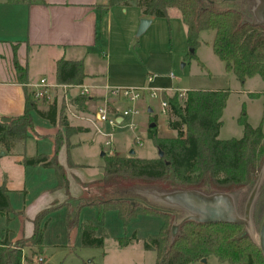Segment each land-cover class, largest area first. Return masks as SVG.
<instances>
[{
  "label": "trees",
  "instance_id": "1",
  "mask_svg": "<svg viewBox=\"0 0 264 264\" xmlns=\"http://www.w3.org/2000/svg\"><path fill=\"white\" fill-rule=\"evenodd\" d=\"M224 1L226 0H109L108 4L121 7L135 5L147 18H166L169 9H176L186 28V43L189 48L187 55L197 60L201 68L204 66L195 55L201 43L199 36L203 31H212V53L224 64L227 73H232L241 84L254 76L264 80V27L242 23L248 17H245L244 11L247 7L222 10L214 8V5ZM239 1L246 4L251 0ZM15 67L18 76L23 77L25 70L17 64ZM85 77L81 60L61 58L56 62L55 79L58 84L80 85ZM178 92L175 90L165 95L167 125L176 135L158 136L155 118L150 119L147 127L148 137L157 151L162 152V156L157 154L155 158L147 159L134 154H103L102 178L105 181L121 177L132 182L129 191L126 189L121 195L100 202L97 221L107 211H116L123 224L138 215L160 217L162 223L158 233L142 240L145 250L154 251L156 264H188L212 255L220 263L264 264L260 248L248 235H243L245 228L241 224L187 222L182 225L180 234L173 243H170L169 227L174 212L153 206L135 193L136 188L156 186V181L169 179L173 186H167L166 190L181 187L211 192V186H214L213 190L215 187L228 189L233 186L247 189L253 185L254 177L264 162V112L256 127L247 122L245 114L242 115L237 121L243 127V135L240 138L221 140L218 138L222 126L221 117L229 91L187 90L183 98L179 97ZM94 100L96 99L88 96H77L72 102L76 110L92 112L89 109ZM42 104L46 105L45 109H39L33 92L25 90L24 113L17 117L0 116V144L6 150L9 151L13 145L27 138V131L33 128V113L50 125L59 124L64 128L63 134L56 135L55 152L62 144L63 136L80 132L81 127L70 126L62 104L57 105L56 101ZM22 163L25 166L52 168L60 182L64 178L55 157L35 155L24 157ZM10 211L6 190L0 187V216L7 215ZM46 223L37 227L25 243L17 242L12 245L6 232L0 240V264H21L22 256L31 263L37 255H42ZM96 231L97 227L91 221L82 223L83 247L103 246L104 236H97ZM116 241L123 247L138 241V238L134 231L129 236L116 238ZM29 244L30 255L26 256L23 249Z\"/></svg>",
  "mask_w": 264,
  "mask_h": 264
},
{
  "label": "rangeland",
  "instance_id": "2",
  "mask_svg": "<svg viewBox=\"0 0 264 264\" xmlns=\"http://www.w3.org/2000/svg\"><path fill=\"white\" fill-rule=\"evenodd\" d=\"M242 6L249 9V11L247 9L244 10L245 17L248 16L247 18H251L250 8L252 1H247L246 4H243L239 0H226L214 5V8L220 10L227 8L240 9ZM127 10L128 19L139 13V9L135 6ZM130 25L131 23H127L126 21L118 22V19H114L113 17L112 33L107 35L106 46L103 43L102 50L96 51H101V55L103 51V60L105 58V52L109 53V57L105 60L108 59V62H110L111 77L122 80L128 85L133 84L140 85L135 87H144L148 85L146 82L147 75L156 74L158 77L151 85L159 88L172 87V89L179 91V97L181 98L184 97L186 90H228L229 95L221 117L222 126L218 136L221 140L240 138L243 135V127L238 123L237 119L244 114L246 115L247 122L251 126L256 127L260 123L262 112H264V80L254 76L246 79L241 84L232 73H226L222 62L211 51L209 44L214 35L212 31H203L200 34L201 46L196 49L195 55L204 66L201 68L197 64V60L187 55L189 48L187 47L185 38V25L182 23L176 9H169L166 18H154L153 22L139 36L136 35L137 29L132 34L128 30L127 32L124 30L127 26L130 28ZM206 42L209 43L207 44ZM135 44L137 46L133 49ZM127 48L130 50L129 53H119V51L127 50ZM170 74H172V78L168 77ZM255 93L257 95L253 96ZM36 100L37 105L43 107L44 105L42 103H47L44 99ZM148 106L151 112L147 110ZM136 107L139 110L138 115L132 118L126 117L123 125L114 128L112 136L113 152L111 155L127 156L133 150L135 156L147 159L155 158L158 151L147 135V127L150 125V119L155 118L158 136L174 137L176 133L168 128L167 114L161 113L156 99H150L145 94L137 102ZM130 122L135 125V129L126 126ZM36 123L40 127L51 128L49 123H45L40 118H38ZM64 132L65 130L62 127L59 133ZM137 138H139L140 144L136 142ZM107 149L108 147L105 146L104 140L98 137L92 143H83L72 151L73 160L81 161L84 164L82 166V173L87 177V181L89 182H78L83 188V194L79 199L70 198L66 200V206L48 213L47 217L49 216L50 220L47 223L44 235L43 244H45V247H43L42 255L36 256H42L44 259L41 264H155L154 251L145 250L142 246V239L158 233L160 224L162 223L160 217L138 215L130 219L126 224H123L118 218L116 211H107L98 224L96 223L100 202L110 197L119 196L126 189L129 191V186L132 182L121 177H115L109 181H105L101 177L103 157L100 153L104 152L103 154H105ZM259 172L260 170L257 173L259 174ZM257 173L256 177H254L253 185L257 179ZM98 174L101 175L98 176ZM155 185L157 187H152L157 190L172 191L166 190V187L173 186V183L170 179L159 180L156 181ZM253 185L247 189H241L240 186H233L228 189L215 187L214 190V186H211L210 190L212 191L206 193L242 190V199L244 198L245 200ZM175 189L183 188L178 187ZM256 203L253 216L255 230L258 233L264 215V177ZM85 205L97 207L90 209V207H85ZM14 206L21 208L22 203L15 198ZM173 212V219L175 215H180L179 212V215H177L176 211ZM89 220L97 224L98 236H104V243L100 248L83 247L81 244V225L83 222ZM69 222H73V224ZM2 223L0 221V232ZM134 230H136V234L140 237V240L120 247L116 238L123 237L125 234L129 236ZM26 241L27 239H20L11 244H17V242L25 243ZM252 241L257 244L258 238L256 237V241ZM30 246L31 244L24 246L23 253L26 256L30 255ZM26 264H29V262L26 261ZM188 264L229 263H220L212 255L204 263L200 260Z\"/></svg>",
  "mask_w": 264,
  "mask_h": 264
},
{
  "label": "crops",
  "instance_id": "3",
  "mask_svg": "<svg viewBox=\"0 0 264 264\" xmlns=\"http://www.w3.org/2000/svg\"><path fill=\"white\" fill-rule=\"evenodd\" d=\"M108 3L109 0H43V2L0 0V116H21L25 108V90L34 94L39 87L40 79H45L46 83L52 86L49 88L52 95L51 102L56 101L57 105L61 104V90L55 87L58 85L55 79L56 62L61 58L70 61L81 60L83 63L86 77L80 85L87 87L88 97L96 100L90 106L89 111L92 112L77 110L81 113L92 114L101 98L107 95V88L140 86L128 85L122 80L111 77L110 62L108 59L105 60L109 57V53L105 52L103 60V51L102 55L101 51H96L102 50L103 43L106 46L107 35L112 33L113 17L117 18L118 22L131 23L130 28L127 26L124 30L132 34L138 28L139 20L144 16L139 10V13L128 19L127 9L135 5L121 7L110 6ZM149 18L151 24L154 18ZM212 40L213 38L210 46ZM135 46L137 44L133 49ZM129 52L128 48L119 51L121 54ZM16 64L25 70L23 77L18 76ZM164 89L168 90V94L175 91L172 87ZM77 94L76 88L68 91V97L72 100ZM109 101L111 112L116 114L126 105L121 100ZM38 108L45 109L46 105L44 107L38 105ZM147 110L151 112L149 106ZM32 116L33 128L27 131V138L24 141L16 143L9 151L0 144V187L6 190L11 208L7 215L0 216V221L3 222L0 240L7 232V239L11 243L28 239L37 227L49 222L48 213L66 206V200L79 199L82 196L83 188L78 182L89 181L82 173L84 164L73 160L72 151L83 143H92L98 137L103 139L95 134L87 123L68 116L70 126L82 128L80 132L68 137L63 136L62 144L55 152L56 135L62 127L59 124L51 125V128L40 127L36 123L40 117L34 113ZM42 121L48 123L45 119ZM124 121L125 119L123 123ZM99 127L103 130L109 129L106 123L99 124ZM103 153L101 152L100 155ZM35 155L55 157L62 169L63 180L59 181L57 173L52 168L23 165L24 157ZM101 174L98 176H103V169ZM15 198L22 203L21 208L14 206ZM85 207L92 209L97 206L85 205ZM96 223L98 224V221ZM96 223L93 224L97 227ZM97 232L98 227L96 231L98 236ZM137 238L140 240V237Z\"/></svg>",
  "mask_w": 264,
  "mask_h": 264
},
{
  "label": "water",
  "instance_id": "4",
  "mask_svg": "<svg viewBox=\"0 0 264 264\" xmlns=\"http://www.w3.org/2000/svg\"><path fill=\"white\" fill-rule=\"evenodd\" d=\"M251 1V18L244 19L242 23L248 22L264 27V0ZM150 22V18L142 17L139 20L136 35H141ZM130 154L133 155L134 151L131 150ZM158 156H162L161 151H158ZM263 177L264 163L251 191L246 197L242 214L238 211V202L242 190L206 193L198 189L161 191L153 187H146L136 189L135 193L153 206L180 213L179 216L175 215L170 226V243H173L180 234V228L187 222L241 224L245 228L243 235H248L254 241H256V237L258 238L257 244L264 257V215L258 233L253 222V210L260 194ZM201 261L206 262V258H202Z\"/></svg>",
  "mask_w": 264,
  "mask_h": 264
},
{
  "label": "built area",
  "instance_id": "5",
  "mask_svg": "<svg viewBox=\"0 0 264 264\" xmlns=\"http://www.w3.org/2000/svg\"><path fill=\"white\" fill-rule=\"evenodd\" d=\"M157 77L158 76L156 74H149L146 78L148 85L144 87L107 88V95L101 98L99 104L96 106L92 114H84L77 111L72 104V98L68 97V91L74 88L78 89L77 96H88L89 89L87 87L74 84H58L55 85V87H58L61 90L62 97L60 103L62 104L66 115L90 125L93 128L95 134L103 137L104 144L108 147V149L105 151V154L112 156V136L114 128L116 126H121L123 124V119L126 117L132 118L138 115L139 110L136 107V104L143 98L145 94H147L150 99H156L158 101L161 113L167 114V101L165 95L168 94V90L151 85ZM169 77L172 78V74H170ZM38 85V89H36L33 94L34 98L38 100L44 99L47 103L51 102L52 95H50L49 88L52 86H49L45 79H40ZM110 99L124 101L126 105L122 110H120L118 114L112 113L110 110ZM118 118H120V121H118ZM102 123H106L109 129H101L99 124ZM126 125L129 128L135 129V125L132 122ZM136 142L140 144L139 138L136 139ZM42 262L43 258L39 256L35 257L29 264H41ZM21 264H26L24 256H22Z\"/></svg>",
  "mask_w": 264,
  "mask_h": 264
},
{
  "label": "flooded vegetation",
  "instance_id": "6",
  "mask_svg": "<svg viewBox=\"0 0 264 264\" xmlns=\"http://www.w3.org/2000/svg\"><path fill=\"white\" fill-rule=\"evenodd\" d=\"M241 197H240V199H239V202H238V211H239V213L240 214H242V212H243V205H244V202H245V200H246V198H245V200H244V198L242 199V194L240 195ZM258 203V202H257ZM256 203V204H257ZM255 204V205H256ZM255 207V206H254ZM253 222H254V216H253Z\"/></svg>",
  "mask_w": 264,
  "mask_h": 264
}]
</instances>
